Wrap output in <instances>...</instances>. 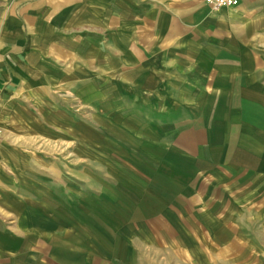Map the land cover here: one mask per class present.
<instances>
[{
	"label": "crops",
	"instance_id": "0c3cea01",
	"mask_svg": "<svg viewBox=\"0 0 264 264\" xmlns=\"http://www.w3.org/2000/svg\"><path fill=\"white\" fill-rule=\"evenodd\" d=\"M252 9L242 2L215 9L205 0H0V122L31 125L55 140L46 152L52 157L37 159V174H5L6 264H124L108 256L107 239L113 249L118 245L109 229L93 231L86 204L91 179L81 180L89 194L85 189L78 200L74 172L81 167L77 158L92 154V126L91 118L78 120L76 107H99L102 122L122 121L114 108L126 96L137 105L148 96V105L157 107L156 94L165 91L164 121L201 120L206 134L201 155L182 144L166 149L197 171L190 177L176 169L167 183L201 180L209 160L218 169H237L238 159L243 170L252 163L264 171V56L250 46ZM203 106L215 107L211 118L192 117L189 108ZM243 134L246 143L239 145ZM157 179L136 186L135 226L154 218L174 223L166 213L171 204L164 203L162 214L151 212ZM129 249L135 250L133 242L123 252Z\"/></svg>",
	"mask_w": 264,
	"mask_h": 264
},
{
	"label": "rangeland",
	"instance_id": "374dc122",
	"mask_svg": "<svg viewBox=\"0 0 264 264\" xmlns=\"http://www.w3.org/2000/svg\"><path fill=\"white\" fill-rule=\"evenodd\" d=\"M243 4L253 8L248 15L254 23L246 28L252 34L250 46L263 57L264 0H243ZM260 65L264 66V58L260 59ZM164 93L157 92L156 108L148 105V96L139 105L126 96L124 104L114 108L120 111L114 118L122 120L116 122H102L99 107H76L81 116L78 120L83 121L84 116L91 118L87 120H91L92 126V154H87L86 160L84 154L77 158L81 169L74 173L78 200L85 189L89 194L88 183L85 188L81 180H92L91 199L87 198L86 204L92 208L93 231L98 232L94 228L100 225L109 229V239L118 240V245L113 249L112 241L107 239L108 256L124 264H264V171L255 170L252 163V169L243 170V165L238 167V159L233 162L237 169L227 165L214 168L210 160H205L208 168L203 170L201 180L193 182L179 177L183 183H167L166 176L177 170L190 177H195L197 171L187 168L175 155L165 154L166 149L174 150L173 147L182 144L201 155L199 143L206 134L201 120L188 122L183 116L185 121L166 123L165 112L169 108L163 103ZM209 102L206 97V103ZM214 109L212 106L189 108L192 117L206 120ZM83 130V125L78 124V131ZM239 136L238 144L246 143L244 134ZM54 141L40 137L34 126L0 122V264L7 262L1 249L5 242V174H11L12 178L23 173L37 174V159L43 157L41 154L52 157V153L46 152L51 151ZM204 157L208 160L205 149ZM212 160L218 159L212 157ZM165 162L172 163L175 169H165L161 165ZM11 167L13 171H9ZM152 176L158 179L151 187L155 200L151 212L162 214L164 203L171 204L166 213H171L173 225L177 224L179 229L159 218H154L151 225L143 221L136 224L141 227L134 225L135 207L140 201L136 186L144 185ZM130 242L135 250L129 249L125 254L123 249Z\"/></svg>",
	"mask_w": 264,
	"mask_h": 264
},
{
	"label": "built area",
	"instance_id": "2783aa9c",
	"mask_svg": "<svg viewBox=\"0 0 264 264\" xmlns=\"http://www.w3.org/2000/svg\"><path fill=\"white\" fill-rule=\"evenodd\" d=\"M205 2L215 9H222L238 7L242 0H205Z\"/></svg>",
	"mask_w": 264,
	"mask_h": 264
}]
</instances>
